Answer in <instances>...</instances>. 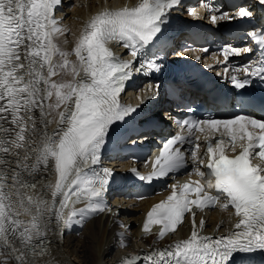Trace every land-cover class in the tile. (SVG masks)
Instances as JSON below:
<instances>
[{
	"label": "snow or ice",
	"instance_id": "6c2138e0",
	"mask_svg": "<svg viewBox=\"0 0 264 264\" xmlns=\"http://www.w3.org/2000/svg\"><path fill=\"white\" fill-rule=\"evenodd\" d=\"M60 2L0 0V256L6 257L0 264H55L49 234L62 235L61 229L82 224L91 213L105 211L104 198L114 176L101 167L103 152L110 136L118 134L115 126L127 124L126 118L136 111L121 105L120 95L134 69L160 71L151 60H140L139 68L132 62H121L109 45L122 43L134 60L140 57L162 34L170 11L181 0H140L133 8L103 12L84 27L72 53L62 51L56 43L58 34H63L54 18ZM203 7L212 13L213 25L234 20L243 25L252 23L254 9L264 8V0L237 3L234 15L222 5L204 3ZM247 35L260 56L234 69L245 76L231 75L237 90L247 89L257 79L264 83V26ZM252 51L251 47L231 45L222 49L225 62L229 55ZM71 54L76 64L69 61ZM56 76L71 79L54 80ZM240 104L264 111V101H255L246 93H241ZM52 112L58 113L57 129L49 133L51 121L47 117ZM179 127L187 135L177 134L162 142L150 174L133 172L140 181L152 184L186 170L188 153L195 166L184 174L201 179L171 185L167 199L148 212L143 231L148 233L150 225L158 224L157 239H162L176 230L193 207L202 211L216 204L222 211L234 210V230L215 239L200 235L193 213L188 239L143 256L125 257L121 264H137L138 260L144 264H253L254 255L264 257V119L238 114L223 120L185 119ZM221 129V137L226 133L227 140L213 143L205 135V165L199 137L192 139L194 132ZM226 145L234 153L239 148V152L227 155ZM257 159L259 163H253ZM53 170L56 181L50 197L43 191L37 196L38 189L48 187L46 178ZM205 178L214 194L201 183ZM80 203L84 207L76 208Z\"/></svg>",
	"mask_w": 264,
	"mask_h": 264
},
{
	"label": "bare ground",
	"instance_id": "6f19581e",
	"mask_svg": "<svg viewBox=\"0 0 264 264\" xmlns=\"http://www.w3.org/2000/svg\"><path fill=\"white\" fill-rule=\"evenodd\" d=\"M126 0H61L58 8L54 11V18L58 22V27L63 30V34H58L56 43L62 51L72 53L77 40L84 27L91 20L89 14L94 17L106 11H119L124 8ZM129 8L134 6V0H130ZM116 5V6H115ZM101 12L97 14V11ZM57 61L59 58H55ZM69 61L72 64L77 63L74 54L69 55ZM83 73H81L82 75ZM54 80H70V76H56ZM61 108L59 111H62ZM167 115V114H166ZM47 119L51 121L48 125L47 131L54 132L57 129L58 113L52 112ZM56 181V174L53 170L47 176L46 182L48 187L45 189H38L37 196L40 193L46 192L50 197L52 186ZM105 204V203H104ZM145 203L141 208H132L129 214L117 215L119 218L125 220L121 226H124L125 236H120L118 228L115 225L110 215L113 214L112 209L106 208L103 212L91 213L89 217L82 224H73L71 228L61 229L62 235L50 233L49 238L53 241L51 259L55 264H112L117 258L121 257L127 249H135L137 245L160 244L164 239L157 241L153 232L155 229L150 228L148 233L143 231L144 221L142 215L137 211L143 209ZM71 207V202H70ZM76 208H83L84 204H76ZM67 212V209L65 210ZM228 213L221 212L220 214H212L206 225L213 228L218 227L220 232H223V227L227 223ZM184 235H181L183 238ZM127 246V248H125ZM6 257L0 256V261L5 260ZM9 264L11 262L9 261Z\"/></svg>",
	"mask_w": 264,
	"mask_h": 264
}]
</instances>
